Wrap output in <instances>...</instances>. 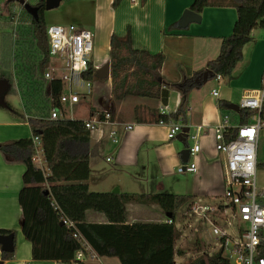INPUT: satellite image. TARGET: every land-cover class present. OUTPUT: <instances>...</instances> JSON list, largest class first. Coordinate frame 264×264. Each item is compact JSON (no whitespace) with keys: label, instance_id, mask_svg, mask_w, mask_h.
Segmentation results:
<instances>
[{"label":"crops","instance_id":"crops-1","mask_svg":"<svg viewBox=\"0 0 264 264\" xmlns=\"http://www.w3.org/2000/svg\"><path fill=\"white\" fill-rule=\"evenodd\" d=\"M94 1H96L93 11L94 21L90 25H93L94 30L97 29L99 33L98 35L96 32V36L93 33L96 46L98 47L100 38L107 43L108 56L105 60L110 58L112 38L115 46L122 51L130 49L152 54L162 53L165 61L160 75L168 85L180 83L185 77L191 78L196 72L206 70L207 64L218 57L222 39L233 33L237 22L235 9L207 7L199 14L201 17L199 23H191L187 28L180 29L179 21L184 11L191 9L194 0H117L116 7H113L115 0H103L104 6H101L102 0ZM104 7L111 12L109 31L105 37L101 32ZM93 61L95 65L99 63L95 58ZM263 73L264 23L262 22L252 31L251 41L243 48V57L236 65L231 78L221 76L218 80L215 77L209 79L213 81L207 80L203 83L202 87L190 90L186 99L188 104L186 123H170L190 129L187 139L190 147L194 139H201L200 154L188 161V163L195 162L197 169L194 173L184 174L178 173L179 167H184L180 157L184 145L177 139L169 141L167 126L153 122L162 114L161 111L165 115L175 113L183 95L176 90H169L166 104L162 102L160 96H128L123 100H116L111 93V79L106 83L95 81L104 89L103 93H108L106 101L94 98L89 116L78 118L75 108L81 105L82 101H80L74 106L73 113L76 117L74 121L82 125L86 120L98 121V129L92 132L84 126L85 131L77 128L71 134L77 132L80 135H89L90 139L95 141L98 154L91 156L90 153L87 163L74 165L57 163L54 168H50L47 163L46 186L52 193L57 189V191L102 194L186 195L191 196L190 207L194 203H208L205 205L220 208L216 213L224 212L223 206L212 204L214 201L222 200L225 189L226 158L216 151L213 131L221 119L217 101L238 105L244 95L260 87ZM2 78L5 79L0 73V79ZM164 88L165 86L161 90ZM101 90L96 87L97 94ZM214 90L218 91L219 96H213ZM64 104L65 102L62 110L65 115ZM67 104L69 116L66 120H69L70 107L68 102ZM106 113H109L108 119ZM22 114L24 123L0 122V144H13L31 139L33 136L31 127L24 119V113ZM234 119L235 122L239 121L238 117ZM111 132L116 133L118 144L110 137ZM54 143L53 139L49 141L48 146H45L53 148ZM44 144L43 142V147ZM90 148L93 152L91 144ZM44 157L46 158L45 147ZM104 161L107 164L113 163L112 168L102 169L100 162L104 163ZM26 170L24 164L6 156L0 150V231L15 232V256L12 260L4 261L0 245V262L2 264H62L53 260H33L32 245L23 233V210L19 202ZM57 172L59 176H56ZM54 176L57 179H53ZM256 183L260 188H264V169L258 168ZM93 187L96 190H93ZM57 207L69 218L58 204ZM232 210L235 212L233 208ZM124 211L128 223L134 222L139 217L164 222L171 219L159 205L152 203H127L124 205ZM86 220L96 223L107 222L104 215L96 214L93 210L86 212ZM0 235L7 234L0 233ZM83 259L78 261L76 256L71 264H121L115 257L94 258L90 255V251L84 253Z\"/></svg>","mask_w":264,"mask_h":264},{"label":"trees","instance_id":"trees-1","mask_svg":"<svg viewBox=\"0 0 264 264\" xmlns=\"http://www.w3.org/2000/svg\"><path fill=\"white\" fill-rule=\"evenodd\" d=\"M44 4L45 0H40L37 4L36 7L39 9L37 17L29 16L31 30L37 44L44 52L42 72L49 63ZM116 5L117 0L114 1L113 7ZM13 7L9 0L6 1L5 9L0 10V26L6 25L2 21L12 15ZM207 7L233 8L237 12V22L233 33L222 39L218 57L207 64L206 70L196 72L191 78L185 77L180 83L168 85L162 79L160 71L165 61L162 53L152 54L130 49L122 51L115 46L114 38H112L109 54L111 93L114 99L123 100L128 96H160L162 102L166 104L169 90H176L183 95L176 112L170 115L160 114L153 122L157 124L160 122L186 123L187 95L190 90L200 87L195 83V79L206 71H211L215 77L231 78L236 65L243 57V48L251 41L252 31L262 24L264 18V0H194L191 10L200 14ZM10 57L11 41L8 37L2 36L1 68L9 69ZM96 72L97 70L90 65L88 71L83 74V78L87 81H98ZM163 86L165 88L161 90ZM62 93V83L58 80L52 81L48 95L52 98L53 108L61 109ZM229 105L225 101H217L221 118L228 114L232 119L238 117L240 125L250 122L252 112L240 109L239 113H236L229 109ZM233 121L235 122V119ZM29 125L33 135H40L43 138L45 155L50 168H54L57 163L74 165L89 161L91 153L89 135H80L77 132L71 134L77 128L85 131L82 123L72 120H30ZM234 134L235 131H231L226 135V139H232ZM53 139L54 147H46ZM0 150L27 168L23 176L24 187L20 192L19 202L23 210V233L32 245L33 260H53L62 264H71L77 252L83 250L80 240L76 239L73 232L63 224V213L57 207L58 204L67 216L75 221L77 231L85 238L97 257H115L121 264H177L175 245L179 232L175 226L174 217L178 210L191 200V196L102 194L57 191V189L52 193L45 184L46 178L43 173L32 162L34 147L31 139L13 144H0ZM258 168L264 169V163L258 164ZM57 175L60 174L57 172ZM56 176L53 179H57ZM132 202L159 205L166 215H172L174 224L143 217L128 223L124 205ZM89 210L104 215L107 222L87 221L86 212ZM0 233L14 234L15 232L0 231ZM221 241L225 243L224 239ZM199 247L202 249L201 246ZM260 254L264 257V246ZM14 256L15 251L2 253L4 261L12 260ZM187 264H230V262L224 257V246H222L215 255L200 257Z\"/></svg>","mask_w":264,"mask_h":264},{"label":"built area","instance_id":"built-area-1","mask_svg":"<svg viewBox=\"0 0 264 264\" xmlns=\"http://www.w3.org/2000/svg\"><path fill=\"white\" fill-rule=\"evenodd\" d=\"M31 1L24 0L23 4L16 3L18 9L13 7L12 15L8 18L13 45L10 73L21 97L24 119L27 122L66 120L62 107L61 109L53 108L52 98L48 95L50 83L58 80L63 85L62 106L64 102L69 103L71 116L69 120L74 121L76 118L73 113L74 106L80 103L81 98H84L80 93L73 91L74 85L78 81L82 82L83 74L88 71L90 65L98 69L91 58L94 53L93 32L87 27L73 24L46 27L49 63L42 72L44 52L37 44L31 30L29 18L31 14L26 9V6L36 7L40 0H37L35 5L31 4ZM216 78L219 80L221 76ZM65 93L68 94L67 101L64 100ZM212 94L215 97L219 96L217 90H214ZM238 106L242 110L253 113L250 122L240 125L238 121L234 122L230 115L225 114L213 131L216 151L226 158L225 189L222 200L235 210V217L243 225L239 231L240 239L234 241L224 230L216 227L212 216L220 210L219 207L194 203L190 207V212L213 227L214 235L222 237L221 240L224 239L225 243L229 238L232 240L233 261L227 259L230 264H264V257L260 254L264 246V188H260L256 183L259 143L264 131V73L260 87L244 95L238 102ZM161 113L164 114L163 111ZM108 118L109 113H106V119ZM97 124L99 122L94 120L84 121L85 128L92 132L98 129ZM160 124L167 126L169 141L175 140L184 128L180 124L167 125L163 122ZM233 130L234 137L227 140L226 135ZM110 137L113 138L114 143L118 144L115 132H111ZM31 141L34 147L32 162L46 177L48 171L44 165L47 162L44 157L42 137L33 135ZM201 150V139H194L190 147L189 160L198 157ZM196 169L195 162H189L185 167H179L178 173H194ZM62 222L82 244L83 250L77 252V260L81 261L87 251H90L92 257L97 258L85 238L77 231L76 223L64 214ZM167 223L174 224L172 219H169ZM187 228H190V224Z\"/></svg>","mask_w":264,"mask_h":264},{"label":"rangeland","instance_id":"rangeland-1","mask_svg":"<svg viewBox=\"0 0 264 264\" xmlns=\"http://www.w3.org/2000/svg\"><path fill=\"white\" fill-rule=\"evenodd\" d=\"M8 0H0V10L5 9V4ZM37 0H32L31 4L35 5ZM139 1V0H138ZM94 0H62L60 6L57 9L51 11H45L44 17L46 21V27L52 25H63V24H73L89 28L96 36V31L94 27L90 24H93L94 21ZM101 6H104L103 0L101 1ZM12 6L18 9L16 3H11ZM105 14L111 12L107 7H104ZM4 25L0 26V49L2 36H6L11 41V54H12V36L10 34V23L7 20H3ZM98 33V32H97ZM99 35V33H98ZM105 37V36H104ZM103 39H98V47L94 43V53L91 55V58H95L99 63H96L97 67L100 68L106 63L110 62V58L105 60L108 56V46ZM97 43V41H95ZM110 56V54H109ZM1 58V53H0ZM11 58V57H10ZM101 58V59H100ZM10 63V62H9ZM11 65V63H10ZM53 68V67H52ZM11 69L9 67L8 71L5 68H0L1 77H5L9 81L10 88L7 93L4 95V101L7 104V107L0 105V122L1 123H24L23 116V105L21 104V97L18 96L15 85L13 84V76L10 73ZM109 80L99 81L106 83ZM213 81V80H209ZM95 81H87L85 79L82 82H77L74 85L73 91L80 93L84 98H81V105L75 108L76 117L84 118L89 116V111L94 105V98H101L103 102L106 101L107 92L103 93V88L100 87V84ZM209 85V84H208ZM211 85V84H210ZM203 86V85H202ZM201 86V87H202ZM96 87L102 89L98 94L96 92ZM208 87V86H207ZM68 94L65 93L64 100L67 101ZM65 117L69 116V108L67 102H65ZM64 115V113H63ZM259 161L264 163V131L261 134V140L259 143ZM103 160V159H102ZM47 162V161H46ZM48 163V162H47ZM47 163L44 165L47 168ZM113 163H104L100 162V167L102 169L112 168ZM178 175V174H177ZM180 177V176H179ZM94 188V187H93ZM93 190H96L95 188ZM112 191L114 189H111ZM182 194V193H179ZM184 194V193H183ZM175 195V194H174ZM190 203L191 200L182 206L178 212L175 214V226L179 232V238L176 242L175 249L177 251L176 262L177 264H187L191 261L200 258L208 257L215 255L224 245V257L227 259L231 258L232 250V240L227 239L226 243L221 241L220 236H216L213 233V227L209 224H206L205 221L201 220L198 216L190 212ZM201 204V203H198ZM208 204V203H205ZM201 204V205H205ZM212 204H219V206L224 207V212L216 213L212 216L213 221L216 223V227L224 230L229 236H231L234 241L240 239V227L243 226L240 221L235 217V213L232 210V207L227 203L221 201H214ZM218 207V206H217ZM190 224V228H187V225ZM203 248L200 249V247ZM201 250V251H200ZM182 253V254H178Z\"/></svg>","mask_w":264,"mask_h":264},{"label":"water","instance_id":"water-1","mask_svg":"<svg viewBox=\"0 0 264 264\" xmlns=\"http://www.w3.org/2000/svg\"><path fill=\"white\" fill-rule=\"evenodd\" d=\"M11 3H19L23 4L24 0H9ZM62 0H45L44 8L45 11H51L54 9H57ZM26 9L28 13H30L32 16L37 17L38 16V7H31L26 6ZM201 21V17L198 13L192 11L191 9H187L184 11L178 27L180 29L187 28L191 23H199ZM264 23V18L262 20ZM214 73L211 71L204 72L200 77L195 79V83L201 86L203 83H205L207 80L214 78ZM96 78L100 81L109 80L111 78V64L110 62L106 63L102 67L97 69L96 72ZM10 88L9 81L7 79H0V105L7 107V104L4 101V95L7 93V91ZM229 109L233 112L239 113L240 108L236 104H230ZM190 129L188 127H184L182 132L179 133L176 137V139L181 142L184 145V149L180 151V157L183 162L184 167L188 164L189 158H190V145L188 144V135H189ZM91 146L93 148V152H91V156H97V146L95 145V141L91 140ZM171 218L172 215H169ZM15 236L14 234H7V235H0V245L3 252L11 253L14 251L15 247ZM2 264V262H0Z\"/></svg>","mask_w":264,"mask_h":264},{"label":"bare ground","instance_id":"bare-ground-1","mask_svg":"<svg viewBox=\"0 0 264 264\" xmlns=\"http://www.w3.org/2000/svg\"><path fill=\"white\" fill-rule=\"evenodd\" d=\"M111 15L110 13L107 12V14H105V11H103L102 13V31L104 34V36L108 33L109 31V19H110ZM101 59V58H100Z\"/></svg>","mask_w":264,"mask_h":264}]
</instances>
